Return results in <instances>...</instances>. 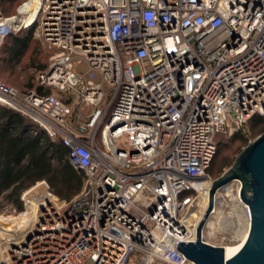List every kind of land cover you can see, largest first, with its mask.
Wrapping results in <instances>:
<instances>
[{
  "label": "built area",
  "instance_id": "2783aa9c",
  "mask_svg": "<svg viewBox=\"0 0 264 264\" xmlns=\"http://www.w3.org/2000/svg\"><path fill=\"white\" fill-rule=\"evenodd\" d=\"M37 17L52 91L0 80V104L61 139L85 183L2 226L0 264H197L178 244L196 238L217 137L264 115V0H40ZM13 18L0 6V47Z\"/></svg>",
  "mask_w": 264,
  "mask_h": 264
},
{
  "label": "rangeland",
  "instance_id": "374dc122",
  "mask_svg": "<svg viewBox=\"0 0 264 264\" xmlns=\"http://www.w3.org/2000/svg\"><path fill=\"white\" fill-rule=\"evenodd\" d=\"M30 1L31 0H0V6L4 17L14 16L9 22L8 27L15 36L23 37L30 31L31 27L33 28L32 33H29L31 40L30 48L20 61H9L10 54L8 46L12 44L9 37L6 38L4 45L0 47V80L14 86L21 92L36 87L40 65L48 64L51 56L56 51V49L42 36L39 17H37L31 25L27 26L25 24L24 20L28 16V13L23 11L22 7L26 2ZM54 94L59 96L60 92L54 90ZM94 108L95 105L92 104H83L82 106V109L88 113L92 112ZM79 113L80 110L77 109L76 114ZM234 133H222L217 137L220 150L209 170L212 181L232 166L236 158L249 142L264 133V122L258 126L249 122L244 127V140H234ZM43 181L44 180L39 181L27 189L29 190L27 203L23 201L24 209L22 211H17L10 205H7L0 212V215L19 216L20 213L27 210L29 204L36 207L43 199L44 195H48L49 191L58 198L59 202H65L64 199H61L51 190L46 180L47 184ZM240 188V181L235 180L217 191L216 198L218 201H216L214 211L209 215L204 228V239L207 242L225 246L237 243L241 240L243 233L248 228L250 217L248 205L240 197ZM208 191L207 188L199 190L198 206L195 210H198V208L204 209L205 205L208 204L205 200V195H208ZM9 224L16 225L15 222H9L4 218H0V228L2 226L11 228L8 226ZM133 264L167 263L160 260H153L148 263L145 257L141 260L139 256L134 257Z\"/></svg>",
  "mask_w": 264,
  "mask_h": 264
},
{
  "label": "trees",
  "instance_id": "16d2710c",
  "mask_svg": "<svg viewBox=\"0 0 264 264\" xmlns=\"http://www.w3.org/2000/svg\"><path fill=\"white\" fill-rule=\"evenodd\" d=\"M32 30L31 27L23 37L15 36L13 32L5 37L1 46L7 37L12 41L8 46L9 61H20L29 50ZM49 63L41 64L39 73L46 70ZM29 90L52 91L51 87L41 85L38 77L36 87ZM77 109L79 107L75 111ZM249 122L258 126L264 122V115L250 118L234 133V140H244V127ZM219 150L220 145L213 162ZM67 154L68 147L61 139L52 138L38 123L12 107L0 104V212L7 205L22 211L23 193L42 180H46L51 190L66 202L78 196L84 187L85 173L70 162Z\"/></svg>",
  "mask_w": 264,
  "mask_h": 264
},
{
  "label": "water",
  "instance_id": "95a60500",
  "mask_svg": "<svg viewBox=\"0 0 264 264\" xmlns=\"http://www.w3.org/2000/svg\"><path fill=\"white\" fill-rule=\"evenodd\" d=\"M235 180L241 183L240 197L249 207L250 225L242 247L227 258L224 245L204 239V228L214 211L217 191ZM178 249L197 264H264V133L249 142L232 166L212 181L196 238L181 241Z\"/></svg>",
  "mask_w": 264,
  "mask_h": 264
},
{
  "label": "bare ground",
  "instance_id": "6f19581e",
  "mask_svg": "<svg viewBox=\"0 0 264 264\" xmlns=\"http://www.w3.org/2000/svg\"><path fill=\"white\" fill-rule=\"evenodd\" d=\"M39 3H40V0H31L30 2H26L23 5V7H22L23 11L28 13V16L24 20L25 24L27 26L31 25L36 20L37 15H38V11H39ZM205 200H206V202H208V195H205ZM26 201H27V199H26ZM216 201H218L217 198H216ZM39 204H40V202L38 203V205ZM38 205H36V207H35L34 205L29 204V207L27 208V210L25 212L20 213L19 216L15 217V216H1L0 215V218H4L9 222H15V224L18 227H21V226L29 223L30 221H32L35 218ZM206 207H207V205H205L204 209L198 208V210L192 211L187 217L188 223L192 224V225H196L200 221V219L202 218ZM249 225H250V222H249ZM249 225H248V228L246 229V231L243 233L241 240L239 242L234 243V244L225 245V253H226L227 258L234 255L242 247V245L245 242L247 235H248ZM8 226L12 227L11 224H9Z\"/></svg>",
  "mask_w": 264,
  "mask_h": 264
}]
</instances>
